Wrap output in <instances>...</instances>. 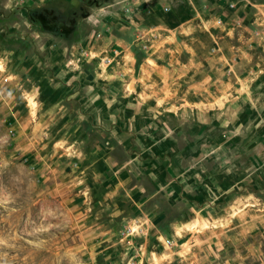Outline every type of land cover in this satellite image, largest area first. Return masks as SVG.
I'll list each match as a JSON object with an SVG mask.
<instances>
[{"label":"rangeland","instance_id":"obj_1","mask_svg":"<svg viewBox=\"0 0 264 264\" xmlns=\"http://www.w3.org/2000/svg\"><path fill=\"white\" fill-rule=\"evenodd\" d=\"M257 1L264 2L250 0L251 4L243 5L241 0H227L226 6L223 2L203 5L207 20L201 23L208 36H199L205 47L217 49L212 64L205 65L209 72L208 91L227 84L231 93L240 96L230 101L228 135L220 130L213 138L215 143L229 138V153L220 147L214 149L212 165L206 169L208 177L205 171L197 177L204 185L197 197L200 208L211 209L215 202L227 199L225 194L214 196L213 187L208 184L211 169L212 179L220 181L225 177L230 183L231 220L237 219L242 207L239 199L247 192H254L258 206L264 207V43L258 39L256 43L250 41L252 33L264 34V5L257 10ZM108 4L107 10L111 7L120 16L112 27L117 35L112 39L119 48L118 56L125 58L126 50H130L136 63H140L148 44L143 43L141 48L142 32L153 20L147 16L148 11L142 12L139 18L145 26L130 29L132 23L127 17L133 11L127 0H87L86 5L82 0H0V51L11 52L6 55L7 63L0 60V264L143 263L137 261L138 253L143 251L142 233H136L141 224H127L136 213L127 209L125 197L107 196V182L94 177L84 165L81 167L77 142L68 144L77 139L81 129L78 117L67 114L66 101L57 100L50 87L38 90L37 78L45 69H38L35 64H49L52 49L41 48L49 44L48 38L38 37V45L21 38L32 28L67 29L68 32L49 39L56 46L77 42L79 50L54 49L50 60L54 64H83L81 30L88 31L94 24L93 19L87 18L92 7ZM223 8L231 11L228 24L219 11ZM163 12L169 13L166 7ZM48 20L56 26H47ZM107 23L101 22L99 28L110 29ZM233 54L236 58L230 59ZM223 56L229 57L230 74L225 70L228 64H221ZM92 60L90 64H99L98 58ZM256 152L263 155L258 175L252 172L250 160ZM244 173H248L246 177ZM254 179L260 184L257 188L252 183ZM178 200L172 196L148 202V211L157 209L154 217L166 238L172 236L177 218L190 214ZM209 200L214 202L208 204ZM129 226H135L133 233H128ZM159 245L157 237H152L151 246ZM164 259L173 264L172 255L167 254ZM158 262L156 258L155 263Z\"/></svg>","mask_w":264,"mask_h":264},{"label":"crops","instance_id":"obj_2","mask_svg":"<svg viewBox=\"0 0 264 264\" xmlns=\"http://www.w3.org/2000/svg\"><path fill=\"white\" fill-rule=\"evenodd\" d=\"M82 1L86 5L87 0ZM241 1L243 5L251 4L250 0ZM208 2L216 6L223 0H127L133 11L127 17L132 23L130 29L145 26L139 18L142 12L148 11L147 16L153 20L142 32L141 48L143 43L148 44L138 64L130 50H126L125 58L118 56L119 48L112 39L117 35L112 27L120 16L111 7L107 10L111 3L92 7L87 18L93 19L95 25L90 24L88 31L81 30L83 64H54L50 60L54 49H77V42L56 46L49 39L68 32L67 29L32 28L21 35L26 41H36L33 45L40 42L38 37L48 38L49 44L41 48L52 49L49 64H35L38 69H45L37 78L38 90L50 87L57 100L66 101L67 114L73 113L81 123L77 139L68 142L70 146L77 142L81 167L84 165L94 177L107 182V196L126 198L127 209L136 213L128 225L138 222L145 228L140 242L143 251L137 257L142 264H156V258L158 264H167V254L172 255L173 264H264V207L258 206L254 192L240 197L242 207L237 219L231 220L230 183L225 177L220 181L212 179L211 169L208 184L213 187L214 196L225 194L227 199L215 202L211 209L198 205L197 197L204 186L198 174L205 171L208 177L206 169L212 165L214 149L229 151V138L216 143L213 138L220 130L228 135L230 101L239 96L231 93L227 84L210 92L206 85L209 72L205 65L212 64V55L217 51L215 46L208 49L199 39L208 36L201 23L207 20L203 5ZM256 4L259 10L264 2ZM165 7L168 14L163 12ZM224 9L219 11L228 24L231 11ZM101 22H108L110 29L99 28ZM46 24L56 26L54 21ZM127 35L132 36L129 32ZM257 39L264 43V34L252 33L250 41L256 43ZM4 51L7 52L0 54ZM10 53H3L2 64L7 63L6 55ZM97 58L99 64H90ZM233 58L235 54L230 57ZM221 64H228L225 70L230 74L229 57L223 56ZM226 157L229 159L228 154ZM262 159L263 155L257 152L250 157L254 174H260ZM252 183L255 188L260 185L255 179ZM172 196L179 198L190 214H181L173 223L172 236L166 238L154 217L157 209L148 211V202ZM213 202L209 200L208 204ZM154 236L160 243L158 248L151 246Z\"/></svg>","mask_w":264,"mask_h":264},{"label":"built area","instance_id":"obj_3","mask_svg":"<svg viewBox=\"0 0 264 264\" xmlns=\"http://www.w3.org/2000/svg\"><path fill=\"white\" fill-rule=\"evenodd\" d=\"M134 227H135V226H129V228H128V233H133V232L135 231ZM137 229H138V228H137ZM136 233H142V234H145V233H146V230H145V228H144L143 226H140L139 230H136ZM142 234H141V235H142ZM167 243H168V244H171V241L168 240Z\"/></svg>","mask_w":264,"mask_h":264}]
</instances>
